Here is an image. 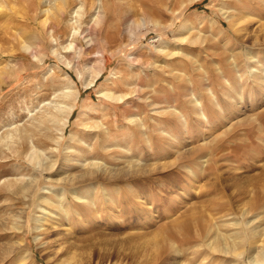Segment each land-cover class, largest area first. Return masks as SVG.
Here are the masks:
<instances>
[{
    "label": "rangeland",
    "instance_id": "rangeland-1",
    "mask_svg": "<svg viewBox=\"0 0 264 264\" xmlns=\"http://www.w3.org/2000/svg\"><path fill=\"white\" fill-rule=\"evenodd\" d=\"M263 79L264 0H0V264H251Z\"/></svg>",
    "mask_w": 264,
    "mask_h": 264
},
{
    "label": "bare ground",
    "instance_id": "bare-ground-1",
    "mask_svg": "<svg viewBox=\"0 0 264 264\" xmlns=\"http://www.w3.org/2000/svg\"><path fill=\"white\" fill-rule=\"evenodd\" d=\"M46 21V20H45ZM260 80H262V79H260ZM264 80V79H263ZM261 82V81H260ZM259 81H255L254 83H260ZM65 96V95H64ZM63 107V106H62ZM58 109V108H57ZM60 109H62V108H60ZM57 111H59V110H57ZM67 113H69L70 112V108H68V111H66ZM57 116V114L55 115V116H53L52 117V115L49 117V119H52V118H55ZM65 118H60L59 119V121L62 123V125H65V123H66V121H67V117L66 116H64ZM43 119H45V118H43ZM48 119V118H47ZM46 120V119H45ZM63 128V127H62ZM49 131V130H48ZM57 135H58V137H57V140H59V139H61V136H62V132H60V133H57ZM32 134H29L28 133V131H26V130H24V131H22V132H18V134H16V133H13V134H9L2 142H0L1 143V145H0V153H3V150H5V149H7L6 151H8V150H11V154H12V157H14V158H18V159H21V158H29V161L30 160H37L38 159V156L36 155V153L35 154H33V152H32V154L31 153H27V155H25V157L22 155V153H23V151H19V148H17V147H15L14 145L15 144H19L20 145V147L21 148H24V145L25 144H27L28 142H30L31 141V138H32ZM48 136V135H47ZM50 136V135H49ZM51 138V137H50ZM30 145H31V142H30ZM32 147V146H31ZM17 148V149H16ZM32 150V149H31ZM34 150V149H33ZM16 156V157H15ZM67 157V156H66ZM70 158V157H69ZM68 158V159H69ZM79 160V159H78ZM70 163V162H69ZM73 164V163H72ZM67 165V164H66ZM69 165V164H68ZM50 167H52V166H50ZM54 167V166H53ZM33 169V168H32ZM83 170V169H82ZM71 178V177H70ZM66 179V178H65ZM94 179V171H92V170H86V173L85 174H81V175H78V177H74L73 176V179H72V181H70L71 182V186L73 187V186H78V185H80V184H82L83 182H86V181H89V180H93ZM104 179V178H103ZM69 180V179H68ZM66 182V181H65ZM68 183H69V181H67ZM76 184H78V185H76ZM30 187V186H29ZM28 187V185H24V186H22L21 188H20V190L21 191H25L26 189H28L29 188ZM81 188V187H80ZM73 190L71 191V193H70V195H71V197H72V199H73V201H79L80 199H81V195L79 196V193H78V190H76V189H78V188H72ZM47 191H49V190H47ZM54 192V191H53ZM82 192V191H81ZM50 193H52V191L50 192H48V194H50ZM87 193V192H86ZM43 194H45V193H43ZM83 194V193H82ZM47 195V194H46ZM45 196V195H44ZM44 196H41L40 197V202H42V203H45V204H47L48 205V207H49V211L47 212V216H48V218H51L50 220H52V219H54L55 217H57V216H59V215H64V216H66V212H65V210L61 207L62 205H63V203H66L65 201H66V199H68V198H66V197H63V196H56L55 197V201H47L46 202V198L44 197ZM49 197V196H48ZM70 197V196H69ZM51 199V198H50ZM83 199V198H82ZM79 203V202H78ZM90 203V202H89ZM89 203H88V205H89ZM74 206V205H73ZM90 206V205H89ZM263 206V207H262ZM59 207V208H58ZM66 207V206H65ZM58 208V209H57ZM262 208H264V205H260V203L259 204H257L256 206H255V209L256 210H258V209H262ZM246 213V212H245ZM49 220V221H50ZM36 221V220H35ZM49 221H47V222H49ZM45 222H46V220H45ZM42 226V222L40 223V224H38L36 227H34V228H39V227H41ZM13 229H15L16 231H18L19 232V230H20V228L18 227V226H14V228ZM36 230V229H35ZM252 234H253V237H260V236H262L263 237V235H264V226H260V227H258L254 232H252ZM236 235V234H235ZM261 237V238H262ZM215 239H220L221 240V244H223V242H224V236L223 235H220V234H218V235H216V238ZM237 240L239 239V238H236ZM235 239V240H236ZM20 240V239H19ZM219 240V241H220ZM243 240H241V242H242ZM238 243L240 242V240H238L237 241ZM224 244H226V243H224ZM230 244V243H229ZM234 244V243H233ZM241 244V243H240ZM263 245V244H262ZM261 245V249L259 250V251H257V253L255 254V255H253V256H251V259H250V263L251 264H259V263H261V262H264V246H262ZM225 246V249L227 250V252H231L232 250H233V248L231 247V246H229L228 248H227V246L226 245H224ZM237 246V244L234 246V247H236ZM241 246V245H240ZM12 247H13V245H12ZM207 247V246H206ZM22 248V247H21ZM24 249V248H23ZM21 251V250H20ZM234 251V250H233ZM237 251V250H236ZM235 251V252H236ZM14 252V249L12 248L11 249V251H10V253H13ZM18 252V251H17ZM15 254V253H14ZM13 254V255H14ZM241 253H236V255L237 256H239ZM258 256V257H257ZM74 257H71V258H69V261L67 262V261H64V262H62L61 264H78V263H74V262H72L74 259H73ZM22 259L23 260H25L26 258H25V256H23L22 257ZM262 264V263H261Z\"/></svg>",
    "mask_w": 264,
    "mask_h": 264
}]
</instances>
